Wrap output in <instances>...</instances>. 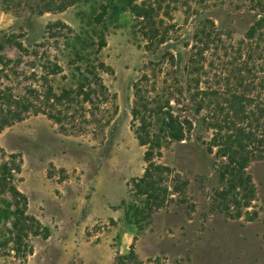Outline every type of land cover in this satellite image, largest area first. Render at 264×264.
Listing matches in <instances>:
<instances>
[{
    "label": "rangeland",
    "instance_id": "374dc122",
    "mask_svg": "<svg viewBox=\"0 0 264 264\" xmlns=\"http://www.w3.org/2000/svg\"><path fill=\"white\" fill-rule=\"evenodd\" d=\"M31 1L21 0L9 10L0 2V57L10 60L5 66L0 60V90L5 94L22 95L29 85L42 89L33 74L40 75L45 52L62 68L61 74L50 78L51 84L55 89L67 86L73 35L97 31L85 26L90 9L85 2L62 12L38 14ZM142 2L152 7L156 23L168 32L161 47L176 55L179 76L194 31L211 21L220 38L208 58L218 79L248 62L251 72L243 75L253 82L251 96L262 98L264 42L247 40L245 34L264 17V0H136ZM56 21L72 29L71 39L47 38V26ZM10 35L25 51L36 50L38 55L7 44ZM145 44L138 21L128 10L109 24L99 56L111 69L101 77L115 95L117 110L112 113L109 105L111 122L103 131L93 134L89 127L86 132L64 134L45 115L30 113L0 133V146L21 156L17 186L28 199V213L49 230L46 239L30 237L32 253L21 261L13 257L11 244L2 246L9 237V225L2 222L0 264H115L131 244L137 260L130 264H264V153L247 168L256 189L248 216L256 213V217L226 216L212 204L221 184L216 159L206 151L211 131L199 117L193 118L188 140L172 143L157 160L187 181L186 202L175 197L137 225L125 220L121 202L128 198L131 179L140 177L145 168L144 148L130 128V84L153 58ZM184 114L192 117L191 111Z\"/></svg>",
    "mask_w": 264,
    "mask_h": 264
},
{
    "label": "trees",
    "instance_id": "16d2710c",
    "mask_svg": "<svg viewBox=\"0 0 264 264\" xmlns=\"http://www.w3.org/2000/svg\"><path fill=\"white\" fill-rule=\"evenodd\" d=\"M81 1L90 6L89 13L85 15V26L95 27L97 31L93 29L92 34L85 31L73 35L70 83L60 89L53 87L50 78L61 74L62 68L56 60L51 61L45 52L47 57L39 65L40 75L33 74L35 80L41 82L42 89L29 85L22 95L5 94L0 90V133L30 113L45 115L64 134L86 132L89 127L96 134V130L103 131L108 127L111 122L107 117L109 105L113 108L112 113L117 109L115 95L110 93L101 77V73L111 72V69L101 60L99 53L105 46L109 24L116 20L120 12L128 10L138 21L139 33L146 41L145 51L153 58L141 66L130 84V128L144 148L145 168L140 177L131 179L128 198L121 202L125 220L137 225L154 211L166 208L175 197L181 203L186 202L187 181L157 160L162 156V150L172 143L188 140L194 125L193 118L198 117L204 128L211 131V137L205 143L206 151L216 159L221 184L214 191L212 204L228 217L240 218L243 213L248 216L256 189L247 168L251 162L260 160L264 153V95L262 98L260 95L251 96L253 82H247L243 75L251 72L247 67L248 62L225 74L222 80L220 76L218 79L208 54L213 53L210 51L220 36L213 22L206 21L194 31L189 55L179 76L176 55L161 47L168 32L156 23L152 7L145 2H31H35L32 9L42 14L62 12ZM0 2L5 10H9L12 5L20 4L21 0ZM61 30H65L64 33ZM46 34L47 38L55 40L61 37L71 39L72 29L56 21L47 26ZM245 38H258L264 42V17L249 27ZM5 41L17 50L25 51L12 35L6 37ZM31 54L37 56L38 52L34 50ZM0 60L3 66L10 62L4 57H0ZM187 111H191L192 117L184 114ZM21 171V156L7 153L0 146V224L4 222L9 225V237L2 246L11 244L13 257L22 261L32 253L30 237L46 239L49 230L28 213V199L17 186L21 181ZM255 217L256 213L248 216L247 220ZM129 249L127 254L116 257L115 264L137 260L133 244Z\"/></svg>",
    "mask_w": 264,
    "mask_h": 264
}]
</instances>
